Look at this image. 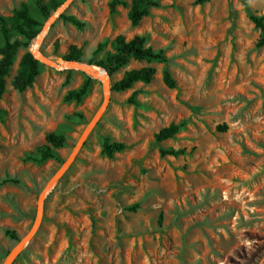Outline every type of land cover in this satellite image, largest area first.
<instances>
[{"label": "rangeland", "instance_id": "1", "mask_svg": "<svg viewBox=\"0 0 264 264\" xmlns=\"http://www.w3.org/2000/svg\"><path fill=\"white\" fill-rule=\"evenodd\" d=\"M53 1L0 0L6 19L25 4L42 24L39 36L47 27L39 52L53 64L39 61L33 86L16 92L12 81L30 43L17 50L5 80L0 264H264V46L256 47L260 32L250 20L264 18V0H158L134 28L128 9L109 12L110 0H64L56 11ZM62 14L86 27L62 22ZM120 35L146 37L165 60H131L111 77L105 73L107 108L44 194L38 229L19 247L36 223L39 197L105 97V83L65 57L81 50L78 64L90 66L112 52ZM15 39L26 43L11 33ZM143 67L155 70L150 84L111 91L126 72ZM164 72L175 88L164 85ZM89 78L80 102L65 100ZM171 124L182 125L180 132L157 143L155 136ZM50 133L67 140L55 151L59 160H29ZM105 139L125 149L108 158L101 153ZM161 150L183 154L161 156Z\"/></svg>", "mask_w": 264, "mask_h": 264}, {"label": "trees", "instance_id": "2", "mask_svg": "<svg viewBox=\"0 0 264 264\" xmlns=\"http://www.w3.org/2000/svg\"><path fill=\"white\" fill-rule=\"evenodd\" d=\"M64 0H55L52 2V11H56ZM204 0H198L199 3ZM39 12L44 19L50 17L47 6L37 3ZM159 6L158 0H131L128 3L125 0H110L109 12L115 14L118 8L128 9L127 19L131 27H137L142 19L149 14L151 8ZM59 18L62 22L73 26L77 30H83L86 24L74 16L60 15ZM251 22L254 27L259 30L260 37L256 44V47L260 48L264 46V18L255 15L250 16ZM42 24L35 20L29 12L28 7L23 4L19 9L14 11L13 16L10 19L0 15V35L3 39V44L0 45V101L6 92V77L9 75L13 65L14 57L17 50L23 46L28 47L30 43L39 35ZM11 33H15L21 36L25 40V44L22 41L15 39L11 40ZM112 52H106L102 59L97 61H88L90 66L101 68L105 73L111 77L118 72L121 68L129 64L131 60L136 62H163L165 56L162 50H153L147 46V40L144 36H135L130 40H126L123 36H117L111 43ZM103 46H99L97 51H101ZM81 50H73L65 57L66 63H81ZM40 62L33 57L30 51H27L21 57L19 62V70L12 81L13 89L18 93H23L27 89L31 88L39 74ZM155 75V70L152 67H143L137 70H131L126 72L123 77L115 82L111 88L113 92H124L132 89L136 83L150 84ZM91 78L87 79L82 86L74 92H69L66 95L65 100H75L80 102L88 93L91 83ZM163 83L169 88H175V82L171 78L168 72L163 74ZM182 125L171 124L170 126L161 129L155 136L157 143L164 142L166 140L173 139L181 130ZM224 131L226 128L219 127ZM67 140L62 135H56L50 133L46 136V144L41 147L37 156L28 157L29 160L42 163L47 160L58 161V155L56 150L66 147ZM125 149L124 144L110 142L105 139L103 141L101 153L102 155L111 158L114 154L120 153ZM161 156L178 157L183 154V151H160ZM134 209V208H133ZM6 235L12 240H18L17 235L14 232H6Z\"/></svg>", "mask_w": 264, "mask_h": 264}, {"label": "water", "instance_id": "3", "mask_svg": "<svg viewBox=\"0 0 264 264\" xmlns=\"http://www.w3.org/2000/svg\"><path fill=\"white\" fill-rule=\"evenodd\" d=\"M35 59H37L38 61L44 62V63H49L51 65H53L50 62H47L45 59H43L41 56L37 57L36 54L34 55ZM68 64H72L73 66H76L77 68H80L84 71H86L88 74H90V76L94 77L95 73L92 71V68L90 66H82L81 64L78 63H68ZM98 68V67H97ZM100 70H102L104 73L105 71L101 68H99ZM104 89H105V97L103 100L102 105L100 106V108L97 110V112L95 113V115L93 116L92 120L90 121V123L86 126V128L83 130L72 154L70 155L69 159L65 162V164L57 171V173L53 176V178L48 182V184L46 185L43 193L41 194V196L39 197L38 200V210H37V220L36 223L34 224L33 228L31 229L30 233L24 238L22 239V241L19 244V247L23 246L24 244H26L28 241H30V239L34 236L35 232L38 229L39 226V222L41 219V213H42V200H43V196L45 193H47L50 188H52V186L65 174V172L69 169L70 165L72 164V162L75 159V156L77 155V153L79 152V150L81 149V147L84 145V142L86 141V139L88 138V136L91 134V132L93 131V129L96 127V125L98 124V122L100 121L103 113L105 112L108 102H109V98H108V94L110 92V89L108 88V86L106 85V83L104 84ZM17 250H15L14 252H16Z\"/></svg>", "mask_w": 264, "mask_h": 264}, {"label": "bare ground", "instance_id": "4", "mask_svg": "<svg viewBox=\"0 0 264 264\" xmlns=\"http://www.w3.org/2000/svg\"><path fill=\"white\" fill-rule=\"evenodd\" d=\"M56 16H57V14H56ZM46 33H47V27L42 31V33L40 34V36H38V38L32 44V51L35 52V54H36L37 57L41 56L40 55V52H39V49L41 47L42 41H43ZM92 71L95 73L94 78H96L97 80L102 81L103 83H106L107 76H106V74L102 70H100L98 68H94V69H92Z\"/></svg>", "mask_w": 264, "mask_h": 264}, {"label": "built area", "instance_id": "5", "mask_svg": "<svg viewBox=\"0 0 264 264\" xmlns=\"http://www.w3.org/2000/svg\"><path fill=\"white\" fill-rule=\"evenodd\" d=\"M39 36V35H38ZM38 36L32 41V43L38 38ZM30 53L33 55V57H34V55H35V52H33L32 51V44H31V48H30ZM35 58V57H34Z\"/></svg>", "mask_w": 264, "mask_h": 264}]
</instances>
